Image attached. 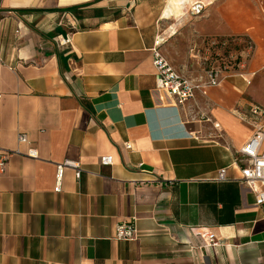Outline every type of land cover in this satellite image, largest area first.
<instances>
[{"label": "crops", "instance_id": "obj_1", "mask_svg": "<svg viewBox=\"0 0 264 264\" xmlns=\"http://www.w3.org/2000/svg\"><path fill=\"white\" fill-rule=\"evenodd\" d=\"M232 38L245 71L182 104L156 90L153 49L205 85L209 42ZM262 68L264 0H0V155L37 152L0 172V264H264L238 154L264 130L247 103ZM66 161L82 173L55 193ZM126 222L136 238L115 240Z\"/></svg>", "mask_w": 264, "mask_h": 264}, {"label": "built area", "instance_id": "obj_2", "mask_svg": "<svg viewBox=\"0 0 264 264\" xmlns=\"http://www.w3.org/2000/svg\"><path fill=\"white\" fill-rule=\"evenodd\" d=\"M193 11L197 12L198 7H194ZM69 40V36H67V38L60 43L62 45H66L69 43ZM209 45L211 47H216V50H220V52H223L229 45L237 46L236 40L233 38L221 41L220 43L218 41L211 40ZM217 45H219V47ZM227 53V57H224L222 53L218 56L215 54L216 57H221V64L218 63V60L213 59L212 57L207 60L208 68L205 72L207 83L205 85H201L182 78L173 70L160 52L157 49H153L152 65L155 70L156 90L158 92H162L167 97L173 98L177 103L182 104L192 99L196 91H200L208 87L218 86L221 82V74L224 72H232L229 69V64H231L230 60H237L238 57L233 51L229 50ZM239 64V66H241L242 63ZM246 83L249 84V81ZM256 109H253V114L259 115L261 111L258 112L259 109ZM214 128L217 129L218 125L215 124ZM17 142L19 144L27 143L28 141L26 135L19 134L17 136ZM125 148L130 150V144L126 143ZM238 154L243 158L244 162V166L240 171L241 181L254 195V207L259 209L264 217V130L258 129L248 143L238 151ZM15 155L36 158L37 152L34 149H29L25 154L19 152L18 150L2 152L0 155V172H3L8 158ZM100 164L104 166L111 165L112 157L104 156L100 158ZM66 169H72L77 180H79L82 173L79 165L74 162L66 161L61 164H57L55 166V193H59L61 190L62 178ZM216 180L219 182L227 180L226 169H220L218 171ZM136 236L137 230L132 222L121 223L115 226L114 238L117 241H132L136 238ZM199 237L204 242V248L207 246H219L216 238L207 230L200 233Z\"/></svg>", "mask_w": 264, "mask_h": 264}, {"label": "rangeland", "instance_id": "obj_3", "mask_svg": "<svg viewBox=\"0 0 264 264\" xmlns=\"http://www.w3.org/2000/svg\"><path fill=\"white\" fill-rule=\"evenodd\" d=\"M230 51H233L238 56L237 60H230L231 64H229V69H230V71H232L231 73L237 74L239 71H242V72L245 71V63H246V60L248 59V57H245V56H243V58L240 57L237 54L238 49H237V46H235V45H233V47L230 49ZM222 54H223V52H222ZM223 56L227 57L228 53L223 54ZM212 58L218 60V63L221 64V62H222L221 57H216L215 55H213ZM239 63H242L241 66H239L240 65ZM207 68H208V65L206 63H204L203 64L204 73L206 72ZM257 74L262 75L263 78L261 76H257L255 78L254 87L252 89L255 91V95L257 93V95L259 97V99H258L259 101L255 100V98H251V99L247 100L248 101L247 103H248V108H249V105H253V106L258 107L260 109V110H258V112L261 111V113L262 112L264 113V68L259 70ZM250 86L251 85H249L248 87H250ZM253 109H256V108H253ZM263 123H264V121H262V124Z\"/></svg>", "mask_w": 264, "mask_h": 264}, {"label": "trees", "instance_id": "obj_4", "mask_svg": "<svg viewBox=\"0 0 264 264\" xmlns=\"http://www.w3.org/2000/svg\"><path fill=\"white\" fill-rule=\"evenodd\" d=\"M83 6H77V7H71V8H67L65 11L71 13L75 18H80L81 17V8ZM30 12V11H27ZM221 42V40L219 41V43ZM231 44V42H230ZM219 47V45H217ZM233 47V45H229L228 47H226L223 51V54H226L228 52V50H230Z\"/></svg>", "mask_w": 264, "mask_h": 264}]
</instances>
